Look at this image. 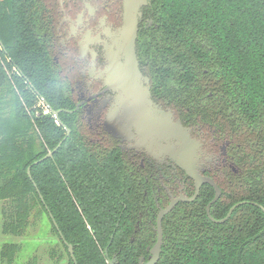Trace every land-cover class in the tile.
I'll use <instances>...</instances> for the list:
<instances>
[{
    "label": "trees",
    "instance_id": "1",
    "mask_svg": "<svg viewBox=\"0 0 264 264\" xmlns=\"http://www.w3.org/2000/svg\"><path fill=\"white\" fill-rule=\"evenodd\" d=\"M50 10L0 0V264H76L68 244L77 264H139L157 240L158 209L135 231L143 192L119 148L65 111L76 105L73 60L53 58ZM147 11L153 24H141L137 49L154 92L230 141L237 172L213 171L222 195L212 216L247 202L216 223L205 184L165 216L157 264H264V0H151Z\"/></svg>",
    "mask_w": 264,
    "mask_h": 264
},
{
    "label": "flooded vegetation",
    "instance_id": "2",
    "mask_svg": "<svg viewBox=\"0 0 264 264\" xmlns=\"http://www.w3.org/2000/svg\"><path fill=\"white\" fill-rule=\"evenodd\" d=\"M45 1L50 4V9H52L49 15L51 19L49 33L46 32L45 35L49 38L54 50L53 58L55 62H58V65H62L60 61L65 63L69 59L73 60L68 75L72 77L71 92L76 100L74 112L85 120L95 135L96 141L110 142L113 140L115 142L126 169L143 192L140 200L143 209L140 212V219H137L135 225V231H137L142 217H144V212L148 213L150 207L154 208L153 204L158 209V212L156 211L158 215L160 209L171 202L172 197H192L195 193V182L170 158L157 159L149 155L146 149L136 144L137 138L122 140L113 137L106 131L104 121L110 106L106 99L109 96L112 98L115 93L104 92V85L98 78V74L106 65L104 41L108 39L109 33L114 32L122 25V0ZM148 8L144 9L141 24H153L152 15L147 11ZM82 43L85 46L83 50L81 48ZM140 66L143 73L150 78L152 99L165 110H172L175 119L181 120L184 125L190 127L193 137L202 142L203 156L201 161L204 168L202 173L213 178V171L228 166L237 172V167L229 153L230 141L218 137L216 129L211 128V125L203 124L199 119L188 121L179 105L171 104L166 95H156L150 71L141 62ZM208 129H211V132ZM151 201L152 203H150ZM181 202L184 201L179 203ZM52 219L59 230L53 216ZM150 223L155 229L157 221L156 225L151 221ZM60 234L64 239L61 231ZM114 257L117 258V264L118 256L115 255ZM110 259H108V263Z\"/></svg>",
    "mask_w": 264,
    "mask_h": 264
},
{
    "label": "water",
    "instance_id": "3",
    "mask_svg": "<svg viewBox=\"0 0 264 264\" xmlns=\"http://www.w3.org/2000/svg\"><path fill=\"white\" fill-rule=\"evenodd\" d=\"M122 25L109 33L104 41L106 65L99 71L98 78L104 85V92H114L107 98L110 105L104 121L106 131L115 138L132 140L137 138V145L146 149L154 158H170L195 182V193L192 197H172L171 202L161 208L157 215V240L148 248L149 258L141 257L139 264H157L160 260L164 244L163 220L180 201H194L200 194L202 185L209 184L215 189L214 198L207 205L208 216L216 223L227 221L233 211L246 201L233 205L223 219H215L211 207L221 195L222 189L210 176L202 173V142L193 137L191 128L176 120L172 110H165L152 99L150 78L140 66L137 43L144 9L151 6V0H122ZM82 50L85 48L81 44ZM46 103V102H45ZM49 107V105L46 103ZM50 108V107H49ZM74 112V110H65ZM58 118L61 110H51ZM71 130L67 128L69 135ZM61 143L49 152L42 160L52 157ZM40 160V161H42ZM38 161V162H40ZM37 162V163H38ZM236 170V168H234ZM31 176L30 169L28 170ZM69 252L77 264L74 249L68 244ZM108 256V248L105 250ZM117 258L109 260L116 264Z\"/></svg>",
    "mask_w": 264,
    "mask_h": 264
}]
</instances>
